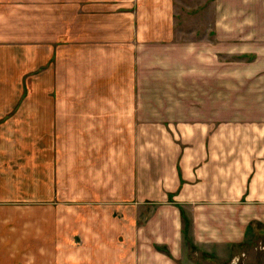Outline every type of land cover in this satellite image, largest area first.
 <instances>
[{
  "label": "crops",
  "instance_id": "obj_1",
  "mask_svg": "<svg viewBox=\"0 0 264 264\" xmlns=\"http://www.w3.org/2000/svg\"><path fill=\"white\" fill-rule=\"evenodd\" d=\"M107 1L0 0V264H197L187 238L236 257L264 227V36L214 25L149 72L78 77L121 40L88 24Z\"/></svg>",
  "mask_w": 264,
  "mask_h": 264
},
{
  "label": "rangeland",
  "instance_id": "obj_2",
  "mask_svg": "<svg viewBox=\"0 0 264 264\" xmlns=\"http://www.w3.org/2000/svg\"><path fill=\"white\" fill-rule=\"evenodd\" d=\"M94 6L98 10L95 9V15L88 24L102 26L104 31H110L106 33L109 36L113 33L112 29L120 30L121 36L119 42H100L103 48L88 50L85 63H81L79 58L78 77L87 71L99 79L95 81H101V76L117 78L120 74L129 76L149 72V63L155 56L165 59L168 55H181L183 42L190 39L191 43L196 44L206 40L210 35L207 32L214 25L253 26L255 31L260 30L255 34L264 36V31H261L264 27V0H109L103 5L95 2ZM236 9L237 15H232ZM240 11L251 14L248 18L244 15L241 17ZM245 28H239V31H245ZM222 35L225 36V33ZM37 51L33 52V56L34 53L38 55ZM135 58L141 63L136 66V73L132 63ZM43 63L30 66L31 89L55 86L53 73L56 57H45ZM68 64V61L60 62L57 67L61 72L68 71ZM62 83L68 84L65 81ZM97 83L100 84L94 82L95 85ZM33 99L41 100V96ZM187 233L185 230V237ZM190 243L187 238L189 256L193 253L197 264H264V227H258L255 233L252 231L246 246L240 248L242 251L233 258L232 252L223 258L216 252L195 248Z\"/></svg>",
  "mask_w": 264,
  "mask_h": 264
}]
</instances>
